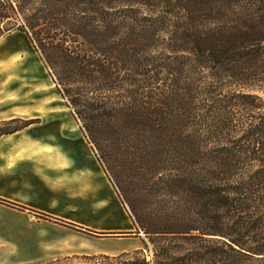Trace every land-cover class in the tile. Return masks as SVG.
<instances>
[{
  "label": "trees",
  "instance_id": "trees-1",
  "mask_svg": "<svg viewBox=\"0 0 264 264\" xmlns=\"http://www.w3.org/2000/svg\"><path fill=\"white\" fill-rule=\"evenodd\" d=\"M14 32L101 154L152 264H264V0H0V41ZM129 255L102 257L151 264Z\"/></svg>",
  "mask_w": 264,
  "mask_h": 264
},
{
  "label": "crops",
  "instance_id": "crops-1",
  "mask_svg": "<svg viewBox=\"0 0 264 264\" xmlns=\"http://www.w3.org/2000/svg\"><path fill=\"white\" fill-rule=\"evenodd\" d=\"M26 116L41 123L0 137V199L17 205L0 201V238L12 264L141 249L137 226L76 118L0 106V122Z\"/></svg>",
  "mask_w": 264,
  "mask_h": 264
},
{
  "label": "rangeland",
  "instance_id": "rangeland-1",
  "mask_svg": "<svg viewBox=\"0 0 264 264\" xmlns=\"http://www.w3.org/2000/svg\"><path fill=\"white\" fill-rule=\"evenodd\" d=\"M41 92L44 93L42 94ZM1 105L12 108L22 106L25 108L26 114L34 117L42 116L45 119L56 117L69 118L72 120V117H75L71 108L68 107L67 102L58 92L51 72L44 63L40 53L37 51L30 37L22 32H14L0 41V106ZM9 121L12 122L10 124H3V122H0V132L20 129L26 124H30L29 126L36 125L34 127H38V124L41 123L40 119H29L27 116ZM76 125H78L81 132L85 134L82 130L81 123H79L77 119ZM91 145L107 172L105 165L100 159V157H102L101 154L98 153L93 144ZM119 171L122 181L130 183L129 176L124 170L121 169ZM107 175L111 182H113L109 173H107ZM114 180L117 182L116 179ZM113 186L115 187V184ZM115 189L120 195L121 200H123V193L117 189V187H115ZM125 207L127 210H130L128 205H125ZM140 235L141 241L137 243L141 249L129 252L130 255L123 259L124 262L142 261L146 258L147 262L152 264V248L150 247V250L145 248V242L149 243V240L143 233ZM131 236L133 235L123 234L120 237L129 238ZM3 245L2 238H0V264H12L14 255L3 252ZM142 250L144 254H140ZM118 262L120 261L105 260L102 256H80L74 258L57 257L33 264H116Z\"/></svg>",
  "mask_w": 264,
  "mask_h": 264
}]
</instances>
